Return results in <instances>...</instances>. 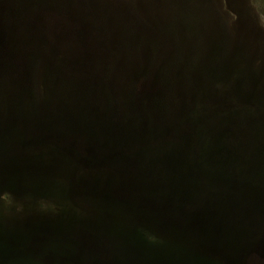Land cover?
Masks as SVG:
<instances>
[{"label": "trees", "instance_id": "trees-1", "mask_svg": "<svg viewBox=\"0 0 264 264\" xmlns=\"http://www.w3.org/2000/svg\"><path fill=\"white\" fill-rule=\"evenodd\" d=\"M40 2L0 0V67L6 70L0 83L15 67L21 75H15L11 100L10 80L0 85V235L13 228L15 235L40 240L50 264H127L140 249L136 240L130 248L127 236L143 241L146 257L164 254L166 264L187 251L191 264L264 259V224L247 220L241 240L230 239L219 209L233 183L207 172L225 153L243 152L235 140L241 124L230 126L227 117L244 113L253 121L264 115L261 59L252 69L232 53L234 65H228L224 48L211 51L209 39L179 59L161 49L158 35L150 39L139 32L131 52L125 49L131 42L115 44L111 24L89 28L92 0H76L83 20L68 7L36 9ZM14 16L17 30L10 26ZM25 27L38 34V50L20 64L13 43L26 37ZM61 43L66 49L52 52L61 63L42 65L43 51ZM175 57L179 61L169 69ZM201 57L205 65L197 69ZM6 107L8 113L15 107L13 115L4 113ZM168 176L182 199L175 211L164 209L152 191L153 181ZM76 240L80 247H73ZM149 244L157 246L154 255Z\"/></svg>", "mask_w": 264, "mask_h": 264}, {"label": "rangeland", "instance_id": "rangeland-1", "mask_svg": "<svg viewBox=\"0 0 264 264\" xmlns=\"http://www.w3.org/2000/svg\"><path fill=\"white\" fill-rule=\"evenodd\" d=\"M48 4L51 6L48 7ZM37 6L36 9L39 10L51 8L53 13L54 9L63 11L68 7L72 17L83 20V9L76 4V0H41ZM92 9L95 19L88 21L89 28L93 27V30L103 24L102 22L111 24L113 38L118 47L120 41L131 42L130 45L125 44L127 48L123 47L128 51H135L134 36L137 32L141 37L150 39L155 34L158 35L156 39L161 49H171L172 53L179 55V59L183 52L191 55L194 50L200 51V43L209 39V45L212 44L211 51L213 47L214 51L224 48L225 62L228 65H234L231 59L234 53L241 61L240 66L247 65L255 69L262 63L260 68L264 70V0H92ZM86 16L90 18L89 13ZM10 26L14 30L18 27L15 16L10 21ZM176 37L177 43L169 42ZM184 39L191 42L187 44ZM66 44H56L50 51H45L41 64L45 67L60 64L56 53L52 52L62 51V47L63 50L66 49ZM149 48L148 43L142 46L144 52ZM16 56L21 61L17 54ZM177 57L172 58L176 61L169 64V69L176 66L179 61ZM259 59L260 64L257 63ZM205 61L201 57L194 65L199 69L204 67ZM253 90L259 93L258 88ZM14 108L10 113H14ZM258 264H264V259L259 258Z\"/></svg>", "mask_w": 264, "mask_h": 264}, {"label": "water", "instance_id": "water-1", "mask_svg": "<svg viewBox=\"0 0 264 264\" xmlns=\"http://www.w3.org/2000/svg\"><path fill=\"white\" fill-rule=\"evenodd\" d=\"M15 30H17L16 27ZM26 31L27 35L24 39L17 40L15 38V42L13 43L14 51L23 63L26 61V59H29L31 57L33 50H38L37 46L34 44V42H36L38 34L34 31L29 30L28 28H26ZM0 53H2L1 43ZM24 66H28V63ZM31 67H33V65ZM5 72L6 70L3 69V67H0V73L4 75ZM15 75L21 76L17 67H15ZM15 75L10 74V76H8L3 81V83H0V85L5 84L12 79V81L9 83L10 86L8 87L10 100L12 99V94L15 91ZM7 101L8 100L3 103L6 104ZM8 109L9 108L6 107V112H4L7 115L11 114L8 113ZM11 109L12 108H10V110ZM263 118V114L255 116V118H253V121H251L249 116L244 113H239L235 117L234 115L228 116L227 121L231 123L230 126L241 124L240 132L238 130L237 132H235V140H237L238 147H240L243 152L239 155V157L231 153H225V155H223V158L220 159L217 164L210 163V166L207 170L208 174L211 175L217 172L222 173L224 177L227 176V178H230L233 183L232 185L234 192L232 193V195L230 194L229 198L226 199V203L223 206H220L219 211L220 215L224 218V222L226 225L225 232L229 236V238L234 241L241 240L242 232L240 229L244 225L243 222L251 220L247 223L254 224L253 222L255 220L256 223L262 222L264 224V189L261 187L262 182L260 180V177L264 178V170L261 171L259 169L261 164H263L262 169H264V136H262L264 133ZM226 148L228 149V151H231L230 146ZM253 149L256 153H258V156L253 157ZM259 155L261 159H259ZM211 162H213L212 159ZM139 167L142 168L143 164L139 163ZM249 179L251 183L257 180L258 184L256 183V185H250L248 181ZM251 179L254 180L251 181ZM152 186L153 193L163 201L164 209L166 207L171 211H175L182 207V199L181 197H179L178 192L176 191L174 186V181L170 176L162 179L161 183L159 181H153ZM210 187L212 188L213 186ZM213 192L214 191H212L211 194ZM244 214L247 215L245 216V218L243 217ZM208 225H213L212 221H210ZM162 226H165V224L162 223ZM177 230L178 229L174 228V233H176ZM211 230L213 231V228H211ZM6 231L7 232L5 234L0 235V264L51 263L48 258L49 253L44 250V248L40 244V240L31 239L26 235H15V229L13 230V228L7 229ZM127 238L130 242V248L134 240L137 241L140 247V249L134 250L133 254L127 259V264H166L165 262L167 261V259L164 254H159L152 259L149 257V255L146 257V247L143 241L136 239V237L133 236H127ZM249 240L252 239L249 238ZM190 242L192 241L190 240ZM19 243L28 245L29 248L24 249L19 246ZM127 243V240H125L124 252L128 251ZM68 244L70 243L68 242ZM149 245L151 246L147 248L151 251V253H153L152 251L157 249V246L153 244ZM74 246L80 247V240H76L73 244V247ZM163 249H166V246L163 247ZM60 250L65 252V254L69 257H74V255H72L70 252L66 251L68 249H66L65 247L61 248ZM38 253L42 255H39ZM184 254L186 257L181 256V253L179 252L174 257L172 262L175 261V264H185V262L186 264H191L188 260L192 256H190L191 253L187 251L184 252ZM153 260H155L154 263Z\"/></svg>", "mask_w": 264, "mask_h": 264}]
</instances>
